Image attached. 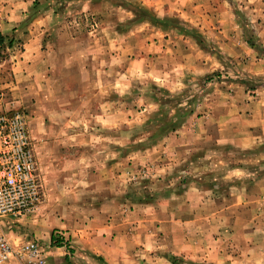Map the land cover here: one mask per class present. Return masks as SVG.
Returning <instances> with one entry per match:
<instances>
[{
    "label": "rangeland",
    "instance_id": "1",
    "mask_svg": "<svg viewBox=\"0 0 264 264\" xmlns=\"http://www.w3.org/2000/svg\"><path fill=\"white\" fill-rule=\"evenodd\" d=\"M215 1L0 0V91L27 116L43 184L38 212L6 226L15 247L50 264L53 224L149 218L167 223L156 264L259 263L237 224L264 236V47L238 1L230 22ZM54 231L70 257L57 264L137 252L71 260Z\"/></svg>",
    "mask_w": 264,
    "mask_h": 264
},
{
    "label": "crops",
    "instance_id": "2",
    "mask_svg": "<svg viewBox=\"0 0 264 264\" xmlns=\"http://www.w3.org/2000/svg\"><path fill=\"white\" fill-rule=\"evenodd\" d=\"M234 0H216V10L221 13L220 9L224 10V5L227 6L228 10L222 12L221 14L217 12H210L211 17H216L223 19L225 15L227 19L234 20L235 12L231 11V8L234 10ZM239 2V8L244 12L248 22H251L249 27H251V34L256 44L264 47V0H236ZM214 2V0H213ZM221 4V5H219ZM233 6V7H232ZM204 12V11H203ZM209 15V16H210ZM236 15V14H235ZM202 19L208 18V13L201 16ZM2 34V33H0ZM261 62H264V58L259 59ZM253 142V140H252ZM252 144V143H251ZM153 221L147 219L145 223H56L47 228L45 235L42 237L45 245H49L50 252L48 257V262L50 264H57L62 261V259H68V252L61 247H51V236L52 232L55 230H63L67 237L71 239V248L75 249L73 258L79 254V249L81 247L88 249L90 251L95 250L98 252L112 250L117 251L121 256L127 251L135 250L137 252L129 253L127 259L129 264H156V238L160 240L165 239L164 234L167 235V223H152ZM11 223H24L23 219L20 221H11ZM205 224V223H202ZM236 223H228V227L234 231L233 225ZM237 226L243 228V237L240 238L239 244H243V252L241 256L246 261L259 260L258 264H264V236H260L258 239L255 236H248V231L246 229L251 228L248 226V223H238ZM259 227L264 229V224L260 223ZM218 229L220 227H217ZM54 231V232H55ZM163 232L161 235L157 232ZM229 232V239L235 241L234 234L236 232ZM62 232V231H61ZM10 237V236H9ZM41 238V237H40ZM146 241V242H145ZM258 241V244H256ZM125 244V248H118L117 245ZM95 247L94 245H98ZM106 244V246H105ZM112 244L111 246H109ZM101 246V247H100ZM139 246L144 247L141 249ZM125 251V252H124ZM124 253V254H123ZM102 254V253H101ZM126 255V254H125ZM68 256V257H67ZM70 258V257H69ZM131 261V262H130ZM253 264V263H252Z\"/></svg>",
    "mask_w": 264,
    "mask_h": 264
},
{
    "label": "built area",
    "instance_id": "3",
    "mask_svg": "<svg viewBox=\"0 0 264 264\" xmlns=\"http://www.w3.org/2000/svg\"><path fill=\"white\" fill-rule=\"evenodd\" d=\"M43 202V184L30 137L27 116L11 109L0 91V264H42V251L32 241L15 247L6 234L11 221L38 212ZM58 233L54 238L62 240Z\"/></svg>",
    "mask_w": 264,
    "mask_h": 264
},
{
    "label": "trees",
    "instance_id": "4",
    "mask_svg": "<svg viewBox=\"0 0 264 264\" xmlns=\"http://www.w3.org/2000/svg\"><path fill=\"white\" fill-rule=\"evenodd\" d=\"M4 38L0 35V45L4 43ZM264 51V49H263ZM62 240H57L54 238V235L51 237V246L53 247H61Z\"/></svg>",
    "mask_w": 264,
    "mask_h": 264
}]
</instances>
